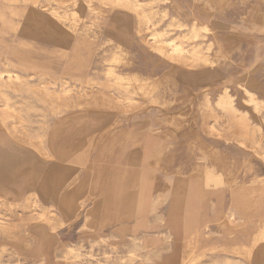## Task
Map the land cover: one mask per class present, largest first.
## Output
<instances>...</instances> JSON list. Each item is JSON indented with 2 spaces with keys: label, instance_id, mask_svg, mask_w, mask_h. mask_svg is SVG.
<instances>
[{
  "label": "rangeland",
  "instance_id": "obj_1",
  "mask_svg": "<svg viewBox=\"0 0 264 264\" xmlns=\"http://www.w3.org/2000/svg\"><path fill=\"white\" fill-rule=\"evenodd\" d=\"M0 60V129L31 143L56 116L105 106L114 130L53 151L45 201L0 198V264H23L10 242L27 247L42 213L53 223L68 198L59 169L91 156L71 197L95 206L60 216L73 245L50 263L264 264V0H0Z\"/></svg>",
  "mask_w": 264,
  "mask_h": 264
},
{
  "label": "crops",
  "instance_id": "obj_2",
  "mask_svg": "<svg viewBox=\"0 0 264 264\" xmlns=\"http://www.w3.org/2000/svg\"><path fill=\"white\" fill-rule=\"evenodd\" d=\"M108 118L109 114L105 106L101 110H89L88 115L73 112L65 116H56L42 131L44 133H40V139L37 137L39 134L37 136L32 134L31 143L23 142L14 133L0 129V138L2 139L0 140V198L22 202L26 193L33 192L45 201V196L49 192V176L57 165L51 159L55 155L53 151L58 148L57 153L59 160H61L60 155L64 151V147H74L81 141L80 139L90 136L93 132H100L102 140L106 142L114 131L113 127H110L111 123H107ZM80 122L86 123V130L81 127ZM60 125L66 127L67 132L61 137L53 138L50 135V130L56 129ZM59 142L62 144L58 146ZM99 154L100 150L97 151L94 159H98ZM28 167H36L38 170L37 176L30 179L28 177L23 183L12 182L14 178H19L23 172H26ZM90 169L92 172V156L87 159L82 169L74 170L72 173H66L63 168L62 170L59 169L60 175H62L63 192L66 193L68 198L63 206H55V210L49 212L51 213L49 218L54 220L53 223L37 224L35 227H28L27 230H24L22 236L30 235L32 237L27 247L12 242L9 244V249L12 248L15 253L20 255V258L24 259L23 264H52L49 262L51 254H53V259L60 260L61 252L69 245H73L64 241V238H70L69 234L65 236L58 235L54 229L57 227L56 222H59L60 216L68 218L72 223L80 216L86 220L92 213L95 201L93 206L85 211V209L82 210L83 204L74 201L71 197L73 190L82 184V180L86 178V170ZM13 172H15L16 177ZM101 188L102 184L93 188L88 196L91 194L94 196L95 192ZM18 190L21 191V197L18 196ZM93 236V233L89 234L81 231L76 242L82 243L85 238L92 240ZM57 264H61V262Z\"/></svg>",
  "mask_w": 264,
  "mask_h": 264
},
{
  "label": "bare ground",
  "instance_id": "obj_3",
  "mask_svg": "<svg viewBox=\"0 0 264 264\" xmlns=\"http://www.w3.org/2000/svg\"><path fill=\"white\" fill-rule=\"evenodd\" d=\"M174 54H175V53H174ZM0 61H1V60H0ZM0 66H1V65H0ZM5 69H6V68H5ZM2 73H4V72H2ZM9 73H10V72H9ZM13 73H14V72H13ZM13 73H12L11 75H14ZM7 74H8V72H7ZM30 74H31V73H30ZM14 76H15V75H14ZM18 76H20V75H18ZM10 77H11V76H10ZM20 77H21V76H20ZM18 78H19V77H18ZM18 78H17V79H18ZM40 79H41V78H40ZM18 80H19V79H18ZM4 81H5V80H4ZM4 81H3V82H4ZM22 81H23V80H21V82H22ZM3 82H2V83H3ZM5 82H6V81H5ZM9 82H10V81H9ZM6 83H7V82H6ZM6 83H5V84H6ZM10 83H11V82H10ZM10 83H9V85H12V83H11V84H10ZM14 83H15V82H14ZM41 83H42V82H41ZM29 84H30V83H28L27 85H29ZM42 84H43V83H42ZM42 84H39V85H42ZM0 85H1V84H0ZM7 85H8V84H7ZM9 85H8V86H9ZM21 85H22V84H21ZM21 85H20V86H21ZM46 85H49V83H48V84L46 83ZM2 86H3V85H2ZM5 86H6V85H5ZM31 86H33V85H31ZM36 86H37V85H36ZM42 86H43V85H42ZM17 87H18V86H17ZM17 87L15 86V89H17ZM29 87H30V86H29ZM5 88H6V87H5ZM12 88H13V87H12ZM32 88H33V87H32ZM18 89H19V88H18ZM18 89H17V92H19ZM27 89H28V88H27ZM34 89H35V88H34ZM45 89H46V88H45ZM62 89H63V87H62ZM8 90H9V89H8ZM46 90H47V89H46ZM64 90H65V89H64ZM12 91H13V90H12ZM77 91H78V90H77ZM15 92H16V91H15ZM17 92H16V93H17ZM27 92H28V91H27ZM30 92H31V89H30ZM36 92H37V91H36ZM66 92H67V90H66ZM78 92H79V91H78ZM246 92H247V91H246ZM51 93H52V92H51ZM64 93H65V92H64ZM81 93H82V92H81ZM87 93H88V92H87ZM96 93H97V92H96ZM2 94L4 95L5 93L2 91ZM37 94H39V93H37ZM55 94H56V93H55ZM57 94H58V93H57ZM62 94H63V93H62ZM70 94H71V92H70ZM73 94H74V93H73ZM75 94L77 95V93H75ZM79 94H80V93H79ZM8 95H9V94H8ZM34 95H36V93H35ZM40 95H43V93L40 94ZM40 95H37V96H40ZM64 95H65V94H64ZM68 95H69V94H68ZM6 96H7V95H6ZM49 96H51V95H49ZM49 96H48V97H49ZM69 96H70V95H69ZM78 96H79V95H78ZM229 96H230V95L227 94L226 91H223V93H221L220 100H219L218 103H219V105L227 106L229 109L234 110L235 107H234L233 104H232V98H230V100H229ZM251 96L253 97V95H251ZM44 97L46 98L45 95H44ZM51 97H52V96H51ZM60 97H61V96H60ZM65 97H66V95H65ZM71 97H72V96H71ZM54 98H55V97H54ZM8 99H9V98H8ZM50 99H51V98H50ZM56 99H57V98H56ZM64 99H65V98H64ZM68 99H69V98H68ZM101 99H105V98H102V97H101ZM127 99H128V98H127ZM10 100H12V99H10ZM53 100H54V99H53ZM53 100H52V101H53ZM58 100H60V99H58ZM62 100H63V99H62ZM66 100H67V97H66ZM111 100H112V99H111ZM0 101H2V100H0ZM3 101H4V100H3ZM3 101H2V102H3ZM23 101L25 102V100H23ZM52 101H51V102H52ZM54 101H55V100H54ZM84 101H85V100H84ZM86 101H88V100H86ZM108 101H109V100H108ZM26 102H27V101H26ZM26 102H25V104H26ZM47 102H48V100H47ZM51 102H49V103H51ZM94 102H95V101H94ZM0 103H1V102H0ZM5 103H6V102H5ZM8 103H9V102H8ZM20 103H22V102H20ZM20 103H19V104H20ZM49 103H48V104H49ZM56 103H57V102H56ZM60 103H61V102H60ZM62 103H66V102L63 101ZM75 103H76V102H75ZM78 103L80 104V102H78ZM78 103H77V104H78ZM25 104H24V105H25ZM30 104H32V103H30ZM66 104H67V103H66ZM28 105H29V104H28ZM28 105H26V106H28ZM53 105H56V104L54 103ZM63 105H65V104H63ZM68 105H69V104H68ZM70 105H71V104H70ZM86 105H87V104H86ZM18 106H19V105H18ZM22 106H23V104H22ZM58 106H60V105H58ZM71 106H72V105H71ZM4 107L7 108V107H9V106L6 107V105H4ZM15 107H16V106H15V104H14V107H12V109L15 108ZM28 107H29V106H28ZM28 107H27V108H28ZM34 107H35V106H34ZM53 107H54V106H53ZM5 108H4V109L2 108V110H3V114L9 116V111H8V109H5ZM27 108H26V109H27ZM55 108H57V107H55ZM75 108H76V107H75ZM0 109H1V108H0ZM30 109H31V108H30ZM17 110H19V109H17ZM14 111H15V110H14ZM229 111H230V110H229ZM11 112H12V111H11ZM11 112H10V113H11ZM19 112H20V111H19ZM25 112H26V111H25ZM231 112H232V111H231ZM1 113H2V112H1ZM15 113L17 114V112L15 111V112H13V115H15ZM27 113H28V112H27ZM19 114H20V113H19ZM13 115H12V116H13ZM21 115H22V114H21ZM15 116H16V117H15V119H16V118H17V115H15ZM18 118H19V115H18ZM20 118H21V117H20ZM20 118H19V119H20ZM27 118H28V117H27ZM5 119H6V118H5ZM5 119H4V120H5ZM15 119H14V120H15ZM19 119H18V120H19ZM28 119H29V118H28ZM4 120H3V121H4ZM11 120H12V119H11ZM22 120H23V119H22ZM22 120H21L20 122H22ZM25 120H26V119H25ZM25 120H24V121H25ZM16 121H17V120H16ZM14 122H15V121H14ZM25 122H26V121H25ZM22 123H23V122H22ZM15 125H16V124H15ZM25 125H26V123H25ZM28 125H29V124H28ZM18 126H19V122H18ZM20 127H21V126H20ZM12 128H13V127H12ZM28 128H29V127H28ZM28 128H27V129H28ZM30 128H31V127H30ZM24 129H25V127H24ZM40 129H41V128H40ZM42 130H43V129H42ZM4 131H5V130H4ZM6 132H7V131H6ZM8 132H9V131H8ZM13 133H14V132H13ZM21 133H22V132H21ZM26 133H29V132H26ZM26 133H25V134H26ZM21 135H22V134H21ZM22 139H23V136H22ZM28 142H29V141H28ZM39 143H40V141H39ZM45 144H46V143H45ZM34 145H36V144H34ZM45 146H46V145H45ZM42 148H43V147H42ZM35 196H36V195H35V193H33V192L26 193V195H25L24 198H23L24 200H23L22 202H23V203H27V206L30 207V206L33 204L32 199H34ZM16 202L18 203V202H20V201H16ZM47 215H48V214H47ZM49 215H50V214H49ZM35 218H36V219H35V220H36L35 222H37L38 224H45V223H47V222L49 223V221L45 219V215H44L43 213L40 214L38 217H35ZM23 227H24V225H23ZM12 229H13V228H12ZM14 230H15V229H14ZM16 230H17V229H16ZM19 240H20V239H19ZM27 245H28V243H27ZM27 245H26V246H27ZM77 252H78V251H77ZM75 253H76V252H75ZM73 254H74V253H73ZM74 255H75V254H74Z\"/></svg>",
  "mask_w": 264,
  "mask_h": 264
}]
</instances>
